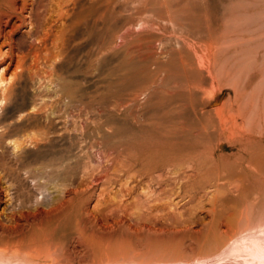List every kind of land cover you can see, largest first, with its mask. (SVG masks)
I'll return each mask as SVG.
<instances>
[{
  "label": "bare ground",
  "instance_id": "obj_1",
  "mask_svg": "<svg viewBox=\"0 0 264 264\" xmlns=\"http://www.w3.org/2000/svg\"><path fill=\"white\" fill-rule=\"evenodd\" d=\"M0 69V264H264V0H0Z\"/></svg>",
  "mask_w": 264,
  "mask_h": 264
},
{
  "label": "rangeland",
  "instance_id": "obj_2",
  "mask_svg": "<svg viewBox=\"0 0 264 264\" xmlns=\"http://www.w3.org/2000/svg\"><path fill=\"white\" fill-rule=\"evenodd\" d=\"M0 71H1V69H0ZM65 82H67V84H68V82H69V89L70 90H68V94L72 97V98H74V100H76L77 101V103H74L72 106V111H73V113H77V111H78V109H79V107H81L82 106V102L81 101H83V99L86 97V96H88L87 94L89 93V89L88 90H85V92H84V90H82V88H87L88 86H89V82H86L85 81V83H84V81H77V82H75V81H65ZM81 82V83H80ZM44 87L43 88H40V85L39 84H35L32 88H30L29 89V92H28V96H26V99H28V100H30V99H32V98H38V97H40L41 95H43V94H46V92L44 93ZM40 92V93H39ZM34 93V94H33ZM42 93V94H41ZM87 93V94H86ZM82 94H84V95H82ZM31 96V97H30ZM58 97L59 96H57L56 98H53L52 100L53 101H56L57 99H58ZM79 97H80V99H79ZM76 98V99H75ZM78 102H80V103H78ZM55 109H56V111L58 112V111H60V110H62V106L61 105H55ZM75 110V111H74ZM77 110V111H76ZM56 112V113H57ZM90 131H92V129L90 128L89 129ZM89 137V138H88ZM84 140H83V145L84 146H86L88 143H89V141H90V135L89 134H87L86 136H84V138H83ZM5 149H6V151H5ZM9 148H7V147H5L4 148V157H5V159L7 160V161H9V160H11V156L9 155V153H10V149L8 150ZM9 152V153H8ZM6 154H7V157H9V158H7L6 157ZM9 155V156H8ZM58 162H60V160L58 159V158H56L55 159V161H53V163H55V164H57ZM38 175L39 173L38 172H36L35 173V175ZM66 177H60V179L62 180H64ZM68 178V177H67ZM27 186H29L30 187V185H29V182H28V184H27ZM28 187V188H29ZM30 189H32V187L30 188ZM30 193H32V194H34V191H33V189L32 190H30ZM29 198H30V196H29ZM29 200L28 199V197H26L25 198V201L27 202V200ZM16 202V201H15ZM15 202H13V205H15L14 203ZM17 204V203H16ZM12 208V209H11ZM11 210L13 211V206H11V207H9V209L8 210H6V214H9V213H11ZM199 214L200 213H195V214H193V216L195 217V218H197L196 220L198 221V224H197V226L195 225V227H194V231H196V233L197 234H199L200 232H202L203 231V227L201 226V224H199V223H201L200 221H201V217H203V216H206L207 217V220L208 219H210L211 218V215H209V214H206V213H201L200 214V216H199ZM205 214V215H204ZM197 217H196V216ZM203 215V216H202ZM184 216H189V215H184ZM255 216H257V218H256V220L254 221V225H253V228H251V229H253V231H259L260 230V228H264V213H258V214H256ZM4 217V216H3ZM259 217H260V221H259ZM199 218V219H198ZM223 223L221 224L220 223V230H221V233L222 234H226V235H228V236H231L232 237V235L234 234L233 232L235 231L234 230V226H232V227H230L229 225L230 224H227V222H225V221H222ZM244 222V221H243ZM260 222V223H259ZM241 224V223H240ZM239 224V225H240ZM243 224L244 223H242V226L240 225V227H241V229H240V227H239V225L238 226H236L237 227V233H236V231H235V236H234V238L235 237H237V238H239L240 237V235L244 232V231H246V229H248V228H246L245 226H243ZM245 225V224H244ZM257 226V227H256ZM231 228H233V229H231ZM231 230H233V231H231ZM231 234V235H230ZM239 236V237H238ZM236 239V238H235ZM185 241H186V246H187V251L189 252V255H191V261L190 262H188V261H177L176 263L177 264H225V262L227 263V260H230L229 258H232L231 259V262L230 261H228V263L227 264H237L236 262H238L239 261V259H240V261H239V263L240 264H260L259 262H256V261H258V260H252L251 258H256L254 255H250L248 252H237V253H233V254H230L228 257H226V258H224V259H222L221 260V258H218L219 256H214V257H210V258H204V257H201V258H199L197 255V253H199L198 252V248H197V246H196V244H195V242L194 241H191V238L190 237H185ZM196 253V254H195ZM243 254V255H242ZM239 255V256H238ZM248 255V256H247ZM246 256V257H245ZM245 258V259H244ZM238 259V260H237ZM216 260V261H215ZM218 260V261H217ZM241 260H243V262L241 261ZM252 260V261H251ZM234 261V262H233ZM221 262V263H220ZM233 262V263H232ZM254 262V263H253ZM175 263V264H176ZM238 263V264H239ZM167 264V263H166Z\"/></svg>",
  "mask_w": 264,
  "mask_h": 264
}]
</instances>
